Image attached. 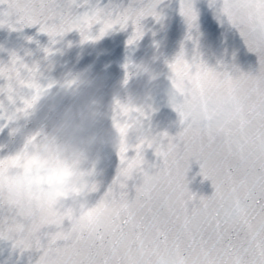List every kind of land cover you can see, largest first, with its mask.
<instances>
[{"label":"snow or ice","instance_id":"6c2138e0","mask_svg":"<svg viewBox=\"0 0 264 264\" xmlns=\"http://www.w3.org/2000/svg\"><path fill=\"white\" fill-rule=\"evenodd\" d=\"M162 2L129 0L122 6L109 0L100 6L99 0H0V26L39 24L50 38L75 29L85 42L130 25L127 44L133 45L143 35L144 18L162 19ZM196 3L179 0L185 41L191 44L187 57L165 60L168 73L188 78L184 87L171 81L177 94L171 106L182 125L176 137L155 134L137 145L131 157L122 144L115 179L87 206L78 226H64L65 220L72 221L70 210L30 212L11 172L14 159L0 158V239L41 251L37 264H264V0H207L217 24L233 37L238 34L255 54L254 74L240 69L235 52L225 51L215 62L204 57ZM85 5V11L74 10ZM18 59L13 54L7 68L0 66L7 82L0 94L12 92L13 81L33 93L31 100L7 97L13 104L21 101L16 113L29 108L42 91L36 66ZM0 120L15 121L2 101ZM144 148H152L160 163L151 165V175L132 177L129 170L142 160ZM191 160L200 162L201 175L211 181V196L196 198L188 191L185 175ZM133 178L139 183L129 199L127 182ZM96 189V183H87L83 200ZM48 228L55 230L44 231ZM42 236L48 237L44 244Z\"/></svg>","mask_w":264,"mask_h":264},{"label":"clouds","instance_id":"9594fccd","mask_svg":"<svg viewBox=\"0 0 264 264\" xmlns=\"http://www.w3.org/2000/svg\"><path fill=\"white\" fill-rule=\"evenodd\" d=\"M48 53L45 52L46 55ZM176 55L182 59L187 57L185 40L180 41ZM123 67L124 77L112 89L106 102L102 103L97 96V78L77 75L63 78L55 92L50 91L51 83L40 84L42 91L39 98L26 110L19 113L13 111L15 121L39 122L23 137L20 146L9 154L15 161L11 172L30 212L70 210L72 221L69 226H78L80 216L87 209L82 191L87 183L92 182L88 174L90 171L83 167L89 152L104 146L118 152L122 144L134 152L137 145L145 144L154 135L145 124L144 114L150 106L152 87L160 72L148 62L135 63L130 59ZM132 79L143 81V91H133L129 87ZM166 79L165 92L171 105L177 95L171 81L175 80L178 86L184 87L188 78L186 75L172 76L167 72ZM68 81L73 83L69 86ZM12 84V92H5L6 99L9 95L14 98L23 95L31 100V90L14 81ZM102 120L108 121L109 126L99 127ZM151 173L144 156L136 167L129 170L132 177H145Z\"/></svg>","mask_w":264,"mask_h":264}]
</instances>
